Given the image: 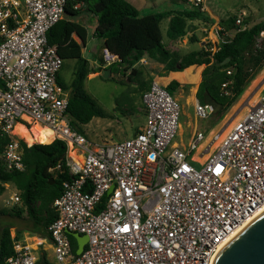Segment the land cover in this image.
Segmentation results:
<instances>
[{"label":"built area","instance_id":"2783aa9c","mask_svg":"<svg viewBox=\"0 0 264 264\" xmlns=\"http://www.w3.org/2000/svg\"><path fill=\"white\" fill-rule=\"evenodd\" d=\"M187 2L207 10L205 0ZM66 7L67 0H0V133L10 139L0 165L25 170L19 142L33 145L17 137V127L45 129L50 143L67 148L68 180L53 202L56 217L46 226L53 264H211L264 210V83L255 105L228 131L195 128L180 148L173 143L178 101L152 82L141 96L142 130L120 142L92 143L71 126L69 91L56 80L63 61L47 40ZM100 54L103 68L120 62L107 49ZM193 112L196 120H206L215 110L195 101ZM197 150L202 162L193 159ZM62 171L61 164L50 170ZM9 203L20 199L12 195ZM71 234L87 237L79 256ZM12 248L5 264H38L27 244L14 241Z\"/></svg>","mask_w":264,"mask_h":264},{"label":"trees","instance_id":"16d2710c","mask_svg":"<svg viewBox=\"0 0 264 264\" xmlns=\"http://www.w3.org/2000/svg\"><path fill=\"white\" fill-rule=\"evenodd\" d=\"M76 6L78 7L75 9ZM65 12V18L48 32L47 40L49 45L56 47L63 62L76 61L74 77L69 87L58 81V75L56 80L64 90L69 91L67 113L72 128L82 135L79 124L87 125L93 118L105 117L103 110L83 88V82L91 73H101L103 69H107L112 74L116 66L122 67L123 73L132 69L127 80L130 82L134 79L137 90L142 94L149 89L151 80H142L140 71L133 69V66L145 57L162 65L165 74L181 72L190 66H204L195 98L201 105H212L214 115L221 119L264 68L263 20L251 26L246 22L236 26V19L229 18L217 24V44L210 48L205 44L200 50L181 56L164 47L160 24L163 20H168L165 34L172 41L186 37L188 30L193 27L192 22L214 24L205 11L198 7L140 16L139 11L126 0H67ZM82 12L96 19L93 38L101 41L100 53L103 49L109 50L119 57V63L103 68L104 63L100 57L98 66L91 68L89 62L82 57V48L87 42V30L83 24L73 20ZM74 36L80 43L74 40ZM188 42L198 41L192 35ZM212 48L216 51L212 52ZM178 87V83L172 81L165 90L174 97ZM22 138L37 142V137L30 138L26 133ZM40 139L46 143L50 141L49 137ZM9 141L7 136L0 133V153ZM38 143H28L33 146L27 148L25 143L19 142L25 166L23 172L5 171L0 165V195L4 192V186L12 183L19 191L22 204L21 208L0 210V215L20 218L26 213L33 221L37 233L48 237L46 226L56 217L52 208L53 202L61 195L63 182L68 180L64 168L67 148L60 141L46 145ZM60 164L63 165L61 174L50 172ZM50 181L53 183L50 184ZM68 238L75 253V240L72 236ZM15 240L17 238L11 237L9 228H1L0 264H5L13 256L12 245Z\"/></svg>","mask_w":264,"mask_h":264},{"label":"rangeland","instance_id":"374dc122","mask_svg":"<svg viewBox=\"0 0 264 264\" xmlns=\"http://www.w3.org/2000/svg\"><path fill=\"white\" fill-rule=\"evenodd\" d=\"M128 3L139 11L140 16H148L164 11H181L191 9L187 0H126ZM207 8L205 14L216 23L215 17L218 19V24L229 18H240L241 25L243 22L249 26L261 22L264 18V5L260 0H205L203 5ZM244 14V16H242ZM81 24H85L87 30V42L85 48L82 49V57L88 61L92 60L93 51L99 49L101 41L93 38L96 27V19L94 16L82 12L78 18H74ZM86 23H85V22ZM168 26L167 20H163L160 24L163 44L167 46L170 40L166 37V29ZM217 26L215 24H204L195 21L189 33L194 32L197 41L205 39L207 48L214 46L219 42L217 34ZM201 47L195 43H189L185 47L178 49V54L183 56L190 52L200 50ZM214 49V48H212ZM98 53V51H97ZM100 53V51H99ZM76 61L66 60L63 62L62 69L58 73V81L69 87L74 77V69ZM120 66L114 67L110 79H103L102 73L95 76L92 80L85 79L83 88L86 93L98 104L103 110L105 117L91 121L87 125H78L82 130L84 137L96 144H108L113 138L119 140L130 138L133 133L144 126L145 116L143 115V106L141 94L136 88V82L132 79L130 82L127 77L130 76V69L123 73V68ZM159 85L160 82H158ZM264 83V68L256 79L245 89L243 94L238 98L235 104L222 116L218 118L214 114L206 120H196L193 112V103H187L185 99L189 97L190 92L184 90L181 95L183 99H177L180 106V118L178 121V129L176 131L173 143L180 148H185L191 140L194 129L198 132L207 133L209 131H228L236 120L245 114L247 109L258 100L259 93ZM162 86V85H161ZM141 108V111H140ZM31 131L25 133L31 138L36 137L30 135ZM18 138H21L17 135ZM24 141L37 145V143L50 144L42 141L39 137L37 142L33 143L26 138ZM26 142V143H27ZM38 143V144H39ZM201 150H197L193 154L194 160H203ZM196 169L200 165L191 163ZM12 195L19 196V191L12 183L4 186V192L0 195V210L10 211L12 208H21V202L17 205H11L9 198ZM3 227L10 229V235L28 236V231L32 230L33 221L23 213L20 218L0 215V230Z\"/></svg>","mask_w":264,"mask_h":264},{"label":"crops","instance_id":"0c3cea01","mask_svg":"<svg viewBox=\"0 0 264 264\" xmlns=\"http://www.w3.org/2000/svg\"><path fill=\"white\" fill-rule=\"evenodd\" d=\"M215 19H216V23H214V24L217 26L218 19L216 17H215ZM167 22H168V20H167ZM193 24H194V22H192L191 25L193 26ZM83 25L85 26V24H83ZM193 34H194V32L188 33L186 35V37H184L182 39H178L175 41L170 40V42L167 44V46H165L164 44L163 45L166 48V50H168L170 52L178 53L179 52L178 49H180L181 47H185L188 44V38L191 37ZM74 40L77 43H80V41L75 36H74ZM196 43L202 48L206 44V41H205V39H202ZM97 51H98V53H97ZM99 51H100L99 49L94 50L92 60L91 61L87 60L89 62V66L91 68H96L98 66V59L101 57V54L99 53ZM133 69L140 71L141 76H142V80H144V81L151 80V83L152 82H156V83L160 82V84L164 88L167 87V85L170 82L175 81L179 85V87L176 88L175 93H174V95L177 99H179V100L183 99L181 93L184 90H187L188 92H190V94H189V97L187 99H185L186 102L187 103L192 102L194 104V102L197 101L195 98V93H196L197 87L201 81V74H202V71L204 69V66H190L181 72H169V73L165 74L163 72V66L162 65H160L154 61H151L145 57L139 63L135 64L133 66ZM98 75H99V73H91L87 76L86 79L92 80L95 76H98ZM110 76H111V74H110ZM145 91L146 90H144V92ZM144 92H142V93H144ZM140 111H141V108H140ZM143 115L145 116L144 110H143ZM95 119H99V118H93L91 121H93ZM142 128L137 129L133 133V135H135L137 132L142 130ZM120 141H122V140H119L117 138H113V140H112V142H120ZM11 205H13V204H11ZM28 233L30 234L29 237L28 236L23 237L21 232H20L19 236L14 235L17 238V240H15V241H18V242H21V243H24V244H27L28 246H30L34 255L38 259V261H37L38 264H44L45 262L48 264H53L54 263L53 247H52V243H51L49 237H47V236L43 237V236L39 235L37 233V231L34 229V227H32V230L31 231L29 230Z\"/></svg>","mask_w":264,"mask_h":264},{"label":"water","instance_id":"95a60500","mask_svg":"<svg viewBox=\"0 0 264 264\" xmlns=\"http://www.w3.org/2000/svg\"><path fill=\"white\" fill-rule=\"evenodd\" d=\"M101 73L103 79L110 78V70L103 69ZM70 236L75 240V254L81 255L87 237L78 234ZM211 264H264V210L220 248Z\"/></svg>","mask_w":264,"mask_h":264},{"label":"bare ground","instance_id":"6f19581e","mask_svg":"<svg viewBox=\"0 0 264 264\" xmlns=\"http://www.w3.org/2000/svg\"><path fill=\"white\" fill-rule=\"evenodd\" d=\"M25 129H23V128H21V127H17L16 129H15V131H14V133L16 134V135H18V136H20L21 138L23 137V135L25 134ZM30 135H35L36 137H39V138H44V137H49V132L47 131V130H45V129H41V128H39V127H37V126H33L32 127V132L31 133H29ZM28 136V135H27ZM29 137V136H28ZM214 147V146H213ZM205 159V157L203 158V160ZM203 160H200L201 162L203 161ZM198 162H199V160H198ZM242 229V228H241ZM241 229H239L236 233H238ZM235 233V234H236ZM234 234V235H235Z\"/></svg>","mask_w":264,"mask_h":264}]
</instances>
